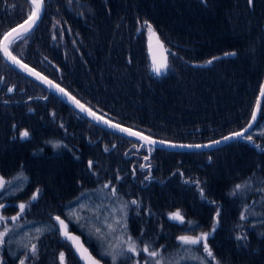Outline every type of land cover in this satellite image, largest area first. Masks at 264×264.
Returning a JSON list of instances; mask_svg holds the SVG:
<instances>
[{"label": "trees", "instance_id": "16d2710c", "mask_svg": "<svg viewBox=\"0 0 264 264\" xmlns=\"http://www.w3.org/2000/svg\"><path fill=\"white\" fill-rule=\"evenodd\" d=\"M28 11L27 0H0V37ZM144 21L175 53L160 76L151 71ZM26 40L12 46L13 54L98 114L157 139L208 142L242 129L250 118L264 73V0L251 6L247 0H45ZM231 52L236 55H224ZM213 57L221 59L206 64ZM0 77V176L26 177L19 191L0 199L6 206L2 214L15 215L14 203L28 202L39 188L19 222L55 225L39 239H17L23 228L6 220L10 231L0 246V264H16L32 243L38 250L27 264H54L61 249L65 264H80L60 237L54 215L111 264L65 214L68 204L105 184L104 191L116 188L110 198L125 204L128 233L141 245H163L162 251L174 253L180 247L177 237L211 232L207 242L219 264H264V135L254 132L264 111L248 133L253 142L234 140L194 152L146 149L91 123L1 55ZM20 130L29 137L20 139ZM57 143L61 146L53 147ZM245 182L249 189L231 194ZM217 208L219 223L212 231ZM175 210L185 223L166 216ZM194 246L204 264H215L202 244ZM185 259L180 264H193ZM115 264L133 261L126 256Z\"/></svg>", "mask_w": 264, "mask_h": 264}, {"label": "snow or ice", "instance_id": "6c2138e0", "mask_svg": "<svg viewBox=\"0 0 264 264\" xmlns=\"http://www.w3.org/2000/svg\"><path fill=\"white\" fill-rule=\"evenodd\" d=\"M72 0H69V3H71ZM202 3H205L206 0H201ZM248 4L251 6L253 4V0H247ZM27 3L31 5L30 13L27 16V19L24 20L22 24H20L16 28H12L11 30L4 32L2 37H0V54L3 55L4 59L11 64L17 66L21 71H26L28 75L34 76L36 79H38L41 83L45 84L48 89H55L56 92L60 93L62 96L67 97L68 101L75 105L76 108L80 110V112L86 113L92 120L96 121L97 123H102L107 125L111 129H116L121 133L127 134L129 137H136L141 141L146 142L148 145H156V144H165V141H156L151 139L149 136L143 135L139 131H132L129 128L121 127L117 123H112L110 120L105 119L102 115H97L95 111H93L91 108L86 107L84 104L80 103L79 100H77L74 96H72L69 92H67L64 88L60 87L58 84H54L51 80H48L46 77L42 76L39 72H36L34 69L29 68V66L25 63H23L16 55H13L12 46L15 45L19 41L27 42L26 38L27 35L34 29L35 25L37 24L38 20L41 17V14L43 12L45 0H27ZM59 23V22H57ZM55 26V25H54ZM141 27H146L152 35H155V31L153 30L152 24H150L148 21H144ZM139 31V29H138ZM61 37L63 36V32L60 33ZM55 39V36L53 37ZM159 43V38H157ZM159 47L162 49L161 53V60L159 63L156 62L155 58H153L152 62V72H154L157 76L161 75L164 71L168 69V56L169 55H175V53H171L169 50L164 48L163 43H159ZM225 56H235V52L231 53H225ZM47 59V58H45ZM221 59V57H213L212 59H209L206 61V64H212L215 60ZM0 82H3V77H0ZM14 91V87H9L8 92L11 93ZM45 99L47 97H44ZM31 99V98H30ZM264 84L260 86V94L257 97L256 100V106L253 108L251 113V119L248 121L247 127L242 128L240 131L230 133L228 136H224L222 138L223 141H229L233 139H244L248 140L249 142H253V137L251 135H248L247 133L253 126L254 122L257 119V114L260 111H264ZM15 127V125L13 126ZM63 127V125H61ZM264 135V133H261ZM29 137L28 131H22L20 132V139H27ZM213 144H220V140H216L212 142ZM61 145L59 143L53 144V147H60ZM143 146V145H141ZM171 147H189V148H202V147H211V145H169ZM115 145H113V148ZM136 147V145H134ZM257 148H260V145H256ZM137 150H139L137 148ZM151 151V148L149 149ZM105 151H108V148H105ZM125 155H128L125 153ZM145 160H148L149 157L145 156ZM93 161L88 162V167L91 170L93 168ZM141 169H144L146 165L141 164L139 166ZM133 174H135L133 172ZM22 177V173H21ZM149 177L146 176L145 179H148ZM117 180L121 179L119 175L116 177ZM11 181H5L2 177H0V189H4L7 184H10ZM104 188H109V184L103 185ZM250 188V182H245V184H237L235 186V189L231 193L232 195H236L238 192H240L243 189H249ZM40 189L37 188L35 192L32 193V196L29 198V201L26 203H20L18 205L19 211L16 213V215L11 217H5L4 215L0 214V224H3V231H0V246L4 245L6 243V237L8 236V233L10 231L8 225L5 223L6 220H11L13 224L16 223V221L22 216V214L25 212V210L28 208V206L33 202L36 201L40 194ZM260 191H264V188H261ZM83 195V194H82ZM112 195H116V188L112 187ZM204 193L201 189V197L203 198ZM79 197L77 200L79 201ZM132 204H136L137 201L133 200L131 202ZM6 206L3 203H0V209H4ZM80 209L85 208L84 204L79 205ZM126 207V206H125ZM220 215V209L217 208L216 210V217L213 218V225H212V231H215L218 223H219V217ZM73 216H76V210L73 209L68 213V219L71 220ZM246 214L245 212H241L240 219L245 220ZM51 219L55 220L57 222L58 231L60 233V236L64 238L65 240L72 243L73 247L75 248L76 252L79 254L80 260L84 262V264H101V262L94 258L91 253L88 251L86 247L80 242V238L76 235H73L68 230V224L65 222L64 219H62L59 215L51 217ZM169 219L177 221L181 224L185 223L183 215L177 211L175 213L169 214ZM80 220V217L77 216V221ZM117 224L120 225L121 228L126 229V224L122 223L121 221H116ZM189 224H192L191 221L188 222ZM55 227V225H53ZM107 228L109 229V232L111 233L114 231L113 225L108 224ZM36 232L39 234H43V230L40 228L36 229ZM96 232L99 234L101 232L100 228H96ZM211 232H201L198 235H181L177 237L178 241L182 245H199L202 244L204 253L208 258L211 259V261H214L215 264H219V261H216V258L213 254L212 249L209 247L208 244V237L211 235ZM35 239H39V236L35 237ZM119 241L120 245H123L119 252H116L115 249L117 248V245H113V252L111 253H105L106 255L112 256L113 264H115L117 256H124L125 253H131L132 256H138L141 252H143L146 255V259L144 261V264H165L164 257H162L161 252L159 249H153L150 244H145L143 248H139L137 245V242L131 237L128 236L127 239H122L121 237L116 238ZM237 240L246 239V236L237 235ZM27 247V245H25ZM161 248H163V245H161ZM38 246L36 243H32L31 247L28 248V251L25 253L24 258L19 260V264H26V261L29 259V256L35 257L37 254ZM59 264H65V253L60 252L59 253ZM136 264H140L139 261L136 262ZM203 264V261L201 262Z\"/></svg>", "mask_w": 264, "mask_h": 264}, {"label": "rangeland", "instance_id": "374dc122", "mask_svg": "<svg viewBox=\"0 0 264 264\" xmlns=\"http://www.w3.org/2000/svg\"><path fill=\"white\" fill-rule=\"evenodd\" d=\"M30 10H31V7L29 5V11H28L29 13H30ZM143 33H144L145 42L147 44V50H148V44L153 42V41H156L157 38H159V36H158L156 31H155V35H152L151 33H149V31L146 27H143ZM22 44H25V43H22V41H21V45ZM150 65H151V62H150ZM22 131H25V130H20L18 133V137H20V132H22ZM254 132L255 133H263L264 132V120L258 124V126L255 128ZM132 147H134V146L132 145ZM137 148L140 149L139 146H137ZM146 149H148V148L146 147ZM4 180L5 181H11V183L7 184L4 189H0V199L5 198L7 196H10V195L14 194L15 192L19 191L24 186V184L26 182V177L23 174L21 177V173H18L17 175L12 176L9 179H4ZM104 192H107L109 197L106 196L104 194ZM110 197H113L112 196V190L111 191H104V188H99V189H96L95 191H91V192H85V193H83V195H81L79 197L80 198L79 201L76 198L72 203H70L66 206L65 214H66V218H68V213L73 209L76 210V216H73L71 218V220H69V219L68 220L71 221L76 227H78L80 229V231L82 233H84L87 236V237H85L87 239V241L90 242L92 245L94 244L96 246V248L99 250V253L101 254V256L103 258L107 257L108 260L110 261V263L113 264L112 256L106 255L105 253L113 252V247H112L113 245H117V248L115 249L116 252H119L120 249L122 247H124L123 245L119 244V241L116 238L121 237L122 239H127V237L130 236L128 233V226H127V216L129 215V211L126 210L125 204L121 203V201H119V200H118L119 202L114 201ZM20 203H26V202L18 201L17 203H14L15 206L17 207L18 211H19L18 205ZM80 204H84L85 208L80 209V207H79ZM177 211H179V210L168 212L166 214V216L169 218L170 213H175ZM0 214H2L1 209H0ZM245 214H246V212H245ZM2 215H4V214H2ZM11 216H14V215H10L9 217H11ZM54 216H57V215H54ZM77 216L80 217L79 221H77ZM5 217H7V216H5ZM116 221H121L122 223H125L127 226L126 229L121 228L120 225L116 223ZM11 222H12L11 220H8L9 224ZM175 222H177V221H175ZM5 223H6V221H5ZM16 224H18L20 230L23 228V231L21 234L18 232V236L20 235L19 237L14 236V237H17V239H21L22 236L27 238L30 235L33 238H35V237L41 235V234L36 232L37 228L42 229L43 234L47 233V232H51L54 230L53 224H50L47 221L46 222H30V221L19 222V219H18V222L16 221ZM108 224L113 225L114 231H112L111 233L109 232V229L107 228ZM3 227H4V225L0 224V231H3ZM96 228L101 229V232L99 234L96 232ZM195 235H197V234H195ZM190 236H192V235H190ZM179 244H180V247L174 253L173 252L166 253V252L162 251L161 247H159V246H153L152 245L151 247L153 249H159L160 250L162 257H164L165 264H180V262L182 261V257L186 258L185 261L186 260H187V262L190 261L193 264L194 263L195 264H201L202 261H203V264L205 263L204 259L202 257V254L199 251H196L194 249V247H195L194 245H182L181 243H179ZM137 245L139 248L144 247L139 242H137ZM61 250H62V252L64 251L63 249H61ZM126 255L132 256L131 253H125L124 256H126ZM124 256L118 255L116 261L119 260L121 257H124ZM132 258H133V264H136V262L139 261V255L138 256H132ZM145 259H146V255L143 256V259L141 261H139L140 264H144ZM45 262H46V259H45ZM26 264H27V261H26ZM54 264H59V261L58 260L54 261Z\"/></svg>", "mask_w": 264, "mask_h": 264}, {"label": "water", "instance_id": "95a60500", "mask_svg": "<svg viewBox=\"0 0 264 264\" xmlns=\"http://www.w3.org/2000/svg\"><path fill=\"white\" fill-rule=\"evenodd\" d=\"M31 6V5H30ZM42 15V14H41ZM41 18V17H40ZM25 19H27V17L25 18ZM25 19H23L21 22H19V23H17L16 25H14L13 27H11L9 30H11L12 28H16V27H18L20 24H22L23 22H24V20ZM40 20V19H39ZM39 20H38V22H39ZM37 22V23H38ZM36 26V25H35ZM9 30H7V31H9ZM6 31V32H7ZM159 43H162L160 40H159ZM159 43H158V40H156V41H153V42H151V43H149L148 44V54H149V58H150V62H151V68H152V62H153V58H155V60H156V62L157 63H159L160 62V60H161V53H162V49L159 47ZM1 55V57H2V59L4 60V62L9 66V67H11L12 69H14L16 72H18V73H20V74H22L23 76H25V77H27V78H29L30 80H32L33 82H35V83H37L38 85H40L41 87H43L44 89H46L48 92H50L51 94H53L54 96H56L57 98H59L63 103H65L67 106H69L72 110H74L76 113H78L79 115H81L82 117H84L85 119H87L88 121H90L91 123H93V124H95V125H97V126H99V127H101V128H103V129H105V130H107V131H110V132H112V133H115V134H117V135H120V136H122V137H125V138H128V139H132V140H134V141H137L138 143H140L141 145H145L147 148H149V147H152V148H161V149H165V150H169V151H180V152H194V151H206V150H211V149H215V148H218V147H221V146H223V145H225V144H227V143H229V142H231V141H234V140H243V141H247V142H249L248 140H244V139H233V140H229V141H223L222 140V138L224 137V136H228L230 133H228V134H226V135H224V136H222V137H220V138H218V139H214V140H212V141H208V142H202V143H181V142H172V141H167V140H161V139H157V138H154V137H151V136H149L151 139H153V140H156V141H165L166 143L165 144H156V145H148L146 142H144V141H141V140H139L138 138H136V137H129L127 134H125V133H121V132H119L118 130H116V129H111V128H109L107 125H105V124H102V123H97L96 121H94V120H92L86 113H83V112H80V110L78 109V108H76L75 107V105H73L72 103H70L69 101H68V99H67V97H64V96H62L60 93H58V92H56V90L55 89H48L47 88V86L45 85V84H43V83H41L38 79H36L34 76H31V75H28L27 74V72L26 71H21L17 66H15V65H13V64H11L10 62H8V61H6L5 59H4V57H3V55L2 54H0ZM14 55V54H13ZM21 60V59H20ZM22 61V60H21ZM23 62V61H22ZM23 63H25V62H23ZM25 64H27V63H25ZM28 65V64H27ZM29 66V68H32V69H34L36 72H39L42 76H44V77H46L48 80H51L54 84H57L55 81H53L51 78H49V77H47L46 75H44L43 73H41L40 71H38L37 69H35V68H33L32 66H30V65H28ZM152 71V70H151ZM165 72V71H164ZM164 72L161 74V75H163L164 74ZM154 73V72H153ZM155 74V73H154ZM156 75V74H155ZM160 76V75H159ZM262 84H264V73H263V78H262V81H261V84H260V86L262 85ZM59 85V84H58ZM60 86V85H59ZM61 87V86H60ZM63 88V87H62ZM66 90V89H65ZM67 91V90H66ZM68 92V91H67ZM71 94V93H70ZM259 94H260V87H259V91H258V93H257V96H256V99H255V102H254V104H253V108L256 106V100H257V97L259 96ZM72 95V94H71ZM73 96V95H72ZM76 98V97H75ZM77 99V98H76ZM78 100V99H77ZM80 103H82L81 101H80ZM82 104H84V103H82ZM85 105V104H84ZM86 106V105H85ZM86 107H88V106H86ZM253 108H252V110H253ZM94 111V110H93ZM97 113V112H96ZM251 113H252V111H251ZM97 115H100V114H98L97 113ZM258 116H259V112H258V114H257V119H258ZM105 119H107L106 117H104ZM251 119V115H250V118H249V120ZM257 119H256V121L254 122V124H253V126L251 127V129L249 130V132L253 129V127L255 126V124H256V122H257ZM108 120H110V119H108ZM248 120V121H249ZM112 123H116V122H114V121H112V120H110ZM117 124H119V123H117ZM247 124H248V122H247ZM247 124L243 127V128H245V127H247ZM121 127H125V128H129V129H131L132 131H138V130H135V129H132V128H130V127H127V126H125V125H122V124H119ZM241 130V129H240ZM240 130H238V131H240ZM140 132V131H139ZM235 132H237V131H235ZM248 132V133H249ZM140 133H142L143 135H146V134H144L143 132H140ZM231 133H233V132H231ZM247 133V134H248ZM146 136H148V135H146ZM216 140H220L221 141V143L220 144H213L212 142L213 141H216ZM211 145V147H202V148H194V147H192V148H189V147H171V146H169V145ZM262 150L264 151V148H262ZM54 217V216H53ZM55 221V220H54ZM55 223H56V225H57V222L55 221ZM58 225H57V230H58ZM70 231V230H69ZM59 232V231H58ZM73 235H76V236H78L75 232H73V231H70ZM60 234V233H59ZM80 238V237H79ZM64 239V238H63ZM65 240V239H64ZM67 241V240H66ZM68 243H69V245H70V247H71V249L74 251V253H75V255H76V257L78 258V260L82 263V264H84V262L82 261V260H80V257H79V254L76 252V250H75V248L73 247V245H72V243L71 242H69V241H67ZM80 242L84 245V247H86V245L83 243V241L80 239ZM87 248V247H86ZM88 249V248H87ZM88 251H89V249H88ZM90 252V251H89ZM91 253V252H90ZM91 255H92V253H91ZM93 257H94V255H92ZM94 258H96V257H94ZM97 259V258H96ZM16 264H19V261L16 263ZM101 264H103V263H101Z\"/></svg>", "mask_w": 264, "mask_h": 264}, {"label": "flooded vegetation", "instance_id": "af4514ba", "mask_svg": "<svg viewBox=\"0 0 264 264\" xmlns=\"http://www.w3.org/2000/svg\"><path fill=\"white\" fill-rule=\"evenodd\" d=\"M61 237V236H60ZM82 240V239H81ZM84 243V242H83ZM85 244V243H84ZM86 245V244H85ZM86 247L89 249V251L92 253V255H94V257H96L101 263H103V264H107L105 261H103L102 260V258H100V257H98L97 255H95V253H93L91 250H90V248L86 245ZM72 250V249H71ZM61 252V251H60ZM72 252H73V255L75 256V258L78 260V258L76 257V255H75V253H74V251L72 250ZM141 254V253H140ZM126 256H129V257H131L132 258V256L131 255H126ZM126 256H124V257H126ZM102 257V256H101ZM121 258H123V257H121ZM120 258V259H121ZM79 261V260H78ZM132 261H133V258H132ZM79 263L80 264H82L80 261H79Z\"/></svg>", "mask_w": 264, "mask_h": 264}]
</instances>
